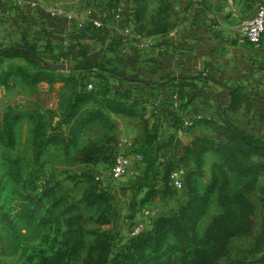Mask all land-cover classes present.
Instances as JSON below:
<instances>
[{"label": "rangeland", "instance_id": "obj_1", "mask_svg": "<svg viewBox=\"0 0 264 264\" xmlns=\"http://www.w3.org/2000/svg\"><path fill=\"white\" fill-rule=\"evenodd\" d=\"M78 1L75 12L79 15L89 7L101 12L106 5L104 0ZM180 1L147 0L146 10L151 17L165 8L157 20L153 18L154 22H162L166 27L173 24L177 30L186 21V13L179 11ZM200 3L213 20H227L235 27L251 16L257 6V0ZM122 9L124 19L109 18L107 23L112 26L115 22L120 29L125 23L131 24L139 31L134 11L124 2ZM147 26L153 25L150 22ZM148 33L146 29L143 32L151 37ZM10 67H21V74ZM49 72L24 59L11 62L0 57V122L4 116H17L9 122L11 133L0 136V264H96L109 243L110 258L120 257L119 253L130 242V228L146 216L150 218L148 210L160 218L178 213L181 207L185 215L183 231L165 228L132 253L127 264H264V174L259 178L240 174L218 153L209 152L198 163L195 157H188L185 191H179L172 187L164 163L158 160L155 165L156 157L146 155L147 160L131 176L113 183L111 197L100 198L93 191V177L97 173L109 176L114 158L100 167L86 165L78 151L83 145L99 144L101 140L110 139L113 144L120 135L111 136L97 121L88 124L82 139L71 149L63 142L47 143L44 147L36 143L38 120L51 130L67 128L77 118L73 107L71 116L68 114L69 89L62 84L51 87L49 81L66 80L83 87L93 82L95 88L99 76L78 70L69 77H62L59 71L52 78L46 75ZM111 78L110 89L114 91L117 78ZM71 91L74 97L72 85ZM57 92L61 94L60 100L56 98ZM63 95L65 99L61 98ZM125 99L123 102H128ZM201 111V117L207 116L202 108ZM229 114L227 110L225 118L238 123V117ZM194 129L198 134L221 139L238 158L241 151L245 152L231 140L222 116H216L212 126L205 124L204 119L198 121ZM140 138H135L138 148ZM244 190L250 191L248 198L253 204L251 228L247 232H233L245 227L243 216L247 211L243 197H239ZM230 233L233 235L224 244Z\"/></svg>", "mask_w": 264, "mask_h": 264}, {"label": "trees", "instance_id": "obj_2", "mask_svg": "<svg viewBox=\"0 0 264 264\" xmlns=\"http://www.w3.org/2000/svg\"><path fill=\"white\" fill-rule=\"evenodd\" d=\"M97 1V0H96ZM103 1V0H102ZM118 0H111V8L109 10H113L116 8L119 3ZM134 1V22L137 25V28L140 33H143L144 30H148V35L153 34H168L175 26L173 24H168L167 27L164 26L162 22H154L158 19L159 15H162L163 10L158 11L154 16L151 17L148 15L146 10L147 0H133ZM115 5H114V3ZM39 8V6L37 7ZM36 9V8H35ZM43 15L48 19L49 13L43 11ZM112 18V17H111ZM110 18V19H111ZM150 18H152L150 20ZM113 20V18H112ZM151 22L152 28H149L147 25ZM106 27L99 29H94L93 27H86L84 29L77 30L75 32V36L80 39L83 36H91L94 39H98L101 41H105L107 32L105 30ZM98 33V34H97ZM90 34V35H89ZM115 49V48H114ZM90 50L89 45H83V50L80 55L84 56L82 61H79L70 72H62V77H69L71 72L75 71H85L93 73L95 68L98 71H109L113 77L119 78L121 80V88L123 92L121 95L118 94L119 88L112 91L110 89L109 80L103 74H98L100 80L99 85L93 88L92 90H88L86 84L85 87L79 86L77 82H74L73 85L70 81L63 80L68 84V86L72 85V89L74 90V97L72 94L70 98L67 99L66 104L68 106V114L70 115L71 107L75 108V116L77 118L74 120V123L67 128L64 129H49L48 124H44L41 120H38L36 126V135L37 141L40 147H44L47 143H65L68 148H72L77 145L79 136L82 131L88 126L89 123L99 121L105 127H112L111 116L112 114L124 115L128 117H139L143 121L144 128L147 133L146 144H142L139 148L137 147V151L143 155V160L146 159V155H154L156 157L155 165L158 160H161V157L164 158V163L166 170L168 173H171L178 168H187L188 157H195V161L200 162L205 157L206 153L215 152L218 153L221 157L224 158V161L233 169L240 174L252 175L254 178H259L264 174V135L257 134V131L264 133V102L256 103L257 97H246L239 90H231L230 101L232 99V104L223 101H217L216 104V112L214 114H210L207 116H202L198 119L194 125L184 127L180 121V116L177 114V111L172 106V97L175 93L179 94L181 100L183 101L182 107L189 108L194 105V101L196 99L197 94L195 92L188 90L186 91L185 87L187 85L190 86V80L201 79L207 80L202 74L193 76L186 72V67L177 66L176 70H170L169 72L163 74L160 79H154L153 77L149 78L146 75L138 72L131 73L129 71V67L134 65L131 56H127L125 54H119L117 56L118 62L116 63L113 69H107L104 64H94L87 60L88 51ZM70 55L67 54V56ZM0 57L5 58H21L26 62L37 65L41 68L47 69L42 66L38 60V57L47 60L45 55H42L39 51H37L36 47H31L29 45L22 46H10L0 43ZM54 63H59V59H54ZM17 67H10L13 69V72H17V74H21L18 72ZM49 74L52 78L55 74L61 73L56 70H50ZM123 75H129L134 78H149L152 80H165L170 78L171 76L177 74L180 78H177L173 81H170L164 85L153 86L150 84H146L140 82L138 80H131L123 77ZM92 75V74H91ZM216 83L220 84V80L212 78ZM41 83L42 81H38L37 83ZM55 81L50 80L49 83L52 84ZM6 83V82H5ZM8 83V82H7ZM39 83V84H40ZM144 85L137 87L142 92H145V88H149L153 90V94L155 98L153 99L152 105H155L157 102L159 103L156 106L157 112L149 111V108L145 104V100L143 99L142 94L134 97L132 94V90H130V86L134 84ZM78 84V85H77ZM130 85V86H129ZM75 86V87H74ZM79 86V89L78 87ZM129 86V87H128ZM120 88V89H121ZM114 92V93H113ZM208 94V93H207ZM78 95V96H77ZM127 95L132 96V98L127 97ZM258 96V95H256ZM207 100H210L211 95H207ZM126 98V99H125ZM124 99L126 101H134V104H130V102H123ZM137 101V102H136ZM208 102V101H207ZM206 102V103H207ZM244 103L246 104L247 113H251L254 109V115L252 118L249 116H243V120H238V123H232L228 119L224 120L226 123V129L230 133L231 140L234 143H237L238 146L245 152H240L239 158L237 157V153L230 147L224 146L221 143V139L216 138L214 135H199L195 137V139L188 144L181 143L177 137L175 132L183 131L188 132L191 131L195 125H197L198 121L204 119L205 124L207 123L209 126H212V122H214L216 116H221V110L223 108H227L228 106L234 111H238ZM94 104H98V106H93ZM208 104V103H207ZM92 107H91V106ZM91 107V108H89ZM139 110L138 112V109ZM204 108V107H203ZM137 110V111H136ZM141 111L144 113L141 116ZM195 112L201 113L202 111L199 108L194 109ZM138 112V114H137ZM41 113H37L39 116ZM152 116L151 118H147L146 116ZM203 115V114H202ZM38 116H34L37 118ZM88 116V117H87ZM17 116H4L2 122H0V136H8L10 131L9 122L12 121L11 118ZM246 117V118H245ZM170 124L168 129L166 130V137H162L165 132L163 129V125ZM162 125V126H161ZM8 126V127H7ZM109 143V145H108ZM222 147H224L222 149ZM113 144H111V140L102 145L99 144H91L79 149L80 158L86 165H96L102 161H109L108 156H106L107 152L113 153ZM147 160V159H146ZM154 160V159H153ZM154 162V161H153ZM151 167L154 163H151ZM94 176V175H93ZM94 178L93 191L100 198H109L111 197V192L105 191L101 189L97 183L96 176ZM171 183V180H170ZM185 184L183 190L185 191ZM172 185V184H171ZM173 188H175L172 185ZM248 190H244L239 194V197L245 201V207L247 214H245L243 223H245L244 228H239L233 232H247L251 228V215L253 213V204L251 200L248 198ZM183 208L179 210L178 213L172 216H162L157 219L155 225L151 231L145 232L141 234L139 237L132 239L129 244L124 248V251L119 253L120 257L110 258L111 254V244L109 243L102 251V255L99 258V261L96 264H127L129 262V258L132 253L141 248L142 244L146 241H150L155 238L159 233L164 231L165 228H174L177 231H183L185 215L183 216ZM249 226V227H248ZM233 234H229V236H225L224 244L228 242V239ZM125 252V254H124ZM43 264H51V262H45ZM93 264V263H90Z\"/></svg>", "mask_w": 264, "mask_h": 264}, {"label": "crops", "instance_id": "obj_3", "mask_svg": "<svg viewBox=\"0 0 264 264\" xmlns=\"http://www.w3.org/2000/svg\"><path fill=\"white\" fill-rule=\"evenodd\" d=\"M104 1L106 5L103 6L101 12L97 9L98 13L103 14L111 8V0ZM120 1L118 0L117 2L119 3ZM194 1H180L181 8L179 11L186 13L185 28L183 30L180 27L177 30L172 29L168 34H153L152 36L155 38L154 44L151 45V49L145 51L139 49L136 41L131 36L126 35L124 29H120L121 26L115 22H112V29L105 28L107 32L105 41L94 39L88 35L78 39L75 36L77 29L74 28L73 23L60 18H52L50 15L47 19L43 15V11L48 12L54 6H62L67 11L76 13L75 9L77 7L75 4L79 2L78 0H42L39 8L36 9L28 4L14 6L10 2L0 0V43L10 46L27 44L31 47H36L37 51L47 57V60L53 62L54 59H59V63L63 61L71 66L69 70H56L62 72H70L79 61L84 59V56L80 55L83 45L90 46L87 58L90 62L104 64L107 69H113L118 62L117 56L125 54L131 56L134 62V65L129 67V71L131 73L140 72L149 78L160 79L163 74L170 70H176L177 66L186 67L187 73L193 76L202 74L205 78H208L207 80L195 78L190 80V86L187 85L185 87L186 91L191 90L197 94L191 109L202 108L206 112L204 113L205 115L216 112L217 101L225 100V102L229 103V91L231 90H239L246 97H257L255 99L256 103H263L264 39L259 45L243 40L239 37L237 26H230L227 24V20H220L218 23L209 16V12L204 11L200 0L197 3ZM69 53L70 55L67 56ZM6 59H10L12 62L21 58ZM91 74L93 76L103 74L108 80L112 79V74L107 70L98 71L95 68V71ZM213 77L220 80L221 83H216L212 79ZM116 83L118 86L115 89L119 88L118 94L121 95V92H123L121 80L117 78ZM57 84H62L69 89L70 93L66 95L69 99L72 94L71 86H68L66 82H55L50 85L53 87ZM141 86L144 87V85L136 83L129 88L132 90L134 97L142 94L148 107L153 103L155 96L153 90L149 88H145V92L137 88H141ZM64 95L61 97L62 99H65L66 96ZM207 95H211L210 100H207ZM60 96L61 94L57 92V100H60ZM230 103L232 104V99ZM227 110L228 114L232 112V115L237 116L238 120H243V116H249L250 118L255 116V109L251 113L246 112L245 103L238 111H234L229 106ZM146 117L153 121L150 114ZM116 120L121 122H116ZM111 123L112 127H105L99 122V127L109 130L107 132H110L111 136L117 133L118 136L120 135L119 138L122 135L133 139H138L141 136V145L146 144L147 133L144 123L139 117L112 114ZM169 125L166 123L163 126L161 125L165 131L162 135L163 138L167 135L166 130ZM258 133L261 132L257 131ZM175 134L177 139L183 144L191 143L195 137L202 135L195 132L194 128L188 132L177 131ZM81 136H83V132L79 140L82 139ZM107 141L109 142L110 139L105 142L99 141V145L107 143ZM85 146L87 145H83L79 149ZM113 148V153L107 152L106 154L109 161L114 158V153L118 148V141L113 143ZM161 159L163 162L164 158L161 157ZM107 162H99V167Z\"/></svg>", "mask_w": 264, "mask_h": 264}, {"label": "built area", "instance_id": "obj_4", "mask_svg": "<svg viewBox=\"0 0 264 264\" xmlns=\"http://www.w3.org/2000/svg\"><path fill=\"white\" fill-rule=\"evenodd\" d=\"M12 3L14 6H23L28 4L32 8H37L42 0H4ZM123 2L128 5L131 11H134V1L133 0H121L119 5L113 10H108L105 13H98V10L94 7L88 8L83 15H79L70 11H67L62 6H54L48 10L49 15L52 18H60L67 20L74 24V28L77 30H82L86 27H93L94 29H101L103 27H108L112 29L107 21L109 18H114L116 20L123 18ZM129 15V14H128ZM181 30L185 28V25L180 27ZM126 35L131 36L137 43V47L144 49L145 47H150L154 43V37L145 36L143 33L136 31L133 25L125 23L123 26ZM237 31L239 37L246 40L252 44L259 45L264 39V0H257L256 12L240 21L237 26ZM94 88V83L88 84L87 89L92 90ZM172 106L177 111L180 116V121L184 127L192 126L194 123L201 118V114L195 112L191 107L183 108V101L181 100L179 94L175 93L172 97ZM150 104L148 106L149 111L157 112L156 106ZM137 142L135 139L129 136L122 135L118 140V148L114 153V163L110 175L107 176L102 173L96 174V180L99 187L105 191L111 192L113 189V183L124 180L131 176L133 171L142 163L143 155L137 151ZM162 162V159H161ZM186 168H178L174 170L170 175L171 184L175 189L182 191L184 188V183L186 179ZM145 220H141L134 224L130 228L129 241L139 237L141 234L151 231L158 219L156 212H151L148 210Z\"/></svg>", "mask_w": 264, "mask_h": 264}, {"label": "water", "instance_id": "obj_5", "mask_svg": "<svg viewBox=\"0 0 264 264\" xmlns=\"http://www.w3.org/2000/svg\"><path fill=\"white\" fill-rule=\"evenodd\" d=\"M38 60L40 62V64L42 66H44L45 68L47 69H50V70H62V71H65V70H69L71 68V66L67 63H54V62H51V61H48V60H45L43 58H40L38 57ZM123 77L127 78V79H131V80H138L140 82H143V83H146V84H150V85H153V86H160V85H164L170 81H173L175 79H177L179 77V75L175 74L173 76H171L170 78L168 79H165V80H152V79H149V78H143V77H140V78H134V77H131L129 75H123L121 74ZM227 108H223L221 110V116L224 120H226L225 118V112H226Z\"/></svg>", "mask_w": 264, "mask_h": 264}]
</instances>
